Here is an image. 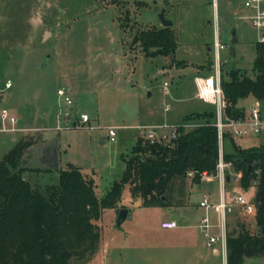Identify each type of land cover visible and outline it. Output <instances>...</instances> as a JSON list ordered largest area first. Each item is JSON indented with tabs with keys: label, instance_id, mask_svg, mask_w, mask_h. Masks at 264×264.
Listing matches in <instances>:
<instances>
[{
	"label": "rangeland",
	"instance_id": "obj_1",
	"mask_svg": "<svg viewBox=\"0 0 264 264\" xmlns=\"http://www.w3.org/2000/svg\"><path fill=\"white\" fill-rule=\"evenodd\" d=\"M147 1L150 4L141 6L135 3L137 0H127L132 18L124 30L119 14L125 6L119 0H0V127L3 107L15 112L19 126H39L45 137L58 141L60 165L66 167L70 160L80 165L82 172L95 181L100 199L122 177L124 156L132 154L139 125L154 124L149 123L153 119L158 123L191 125L202 119L186 120L187 113L196 109L216 111L214 102L197 95L194 78L199 72L198 64L205 63L201 66L208 72L213 70L208 68V59L214 58L215 50L209 45L217 32L229 45L221 51L224 68L238 66L253 74L254 43L260 31L240 17L241 11L247 10L244 0H171L176 14L173 28L177 49L155 54L134 40L138 28L160 22L155 11L158 0ZM234 29L238 40L233 42ZM230 44L235 45V54ZM8 80L10 86L6 85ZM59 87H65L77 101L74 111L79 114L86 110L90 121L67 126L63 117L58 124L56 113L69 108L65 99H59ZM256 102L264 118V99L250 94L240 101L248 116ZM168 104L170 109L165 107ZM150 110L155 117H150ZM74 111L72 118L76 116ZM77 123H81L80 119L74 121ZM110 126L117 130L115 140L108 137ZM225 127L226 131L231 129ZM42 133L34 128H1L0 154L6 153L21 136L42 141ZM236 142L245 147L261 144L264 124L259 133L250 131ZM225 143L227 151L234 148L230 139L226 138ZM237 171L230 164L227 172L233 176L228 186L243 191L241 181L236 179ZM23 175L46 191L52 183L59 182L60 170L27 168ZM217 189L218 180L200 182L188 177L184 191L176 193L190 194L194 202L208 190L213 199ZM243 192L253 200V189ZM122 195L116 204L103 207L97 220L102 230L99 249L87 264H224L221 255L197 259L191 244L166 249L162 242L169 230L160 224L164 215L174 214L168 209L170 206L145 205L140 196L131 194L128 185ZM118 206L132 211L120 226ZM235 208L229 214L231 230H239L243 223L247 225L244 216L235 215L239 211L238 206ZM254 218L255 213L248 217L252 224ZM192 234L193 239L197 234L199 241L202 239L196 229ZM246 264H264V256L249 257Z\"/></svg>",
	"mask_w": 264,
	"mask_h": 264
},
{
	"label": "trees",
	"instance_id": "obj_2",
	"mask_svg": "<svg viewBox=\"0 0 264 264\" xmlns=\"http://www.w3.org/2000/svg\"><path fill=\"white\" fill-rule=\"evenodd\" d=\"M119 1L125 6L120 20L127 30L132 18L129 2ZM137 3L143 5L147 1ZM134 40L152 54L175 52L178 43L176 31L170 25L138 28ZM255 44L253 74L238 66L226 70L221 65L226 119L246 115L240 103L244 97L254 94L264 99V40H256ZM214 63L208 59L209 70ZM196 117L202 120L195 125L180 124L172 145L140 136L132 154L124 156L126 167L122 177L101 199L96 194L95 181L73 162L61 170L59 182L52 183L46 191L34 186L23 175L27 168L26 152L34 141L22 136L0 154V264H87L99 249L102 230L97 220L103 207L116 204L127 185L131 194L140 196L145 205L181 203L183 198L176 192L184 191L188 171L194 170L192 179L198 181L201 171L214 173L219 160L217 111H196L185 118ZM226 138L233 144L232 150H226ZM223 143L224 158L232 160L235 169L242 171L241 186L255 187L257 229L242 224L227 238L228 264H246L249 257L264 256V142L245 147L236 142L231 130H224Z\"/></svg>",
	"mask_w": 264,
	"mask_h": 264
},
{
	"label": "built area",
	"instance_id": "obj_3",
	"mask_svg": "<svg viewBox=\"0 0 264 264\" xmlns=\"http://www.w3.org/2000/svg\"><path fill=\"white\" fill-rule=\"evenodd\" d=\"M244 6L247 10H243L240 17L246 18L249 20L253 26L260 31L258 40H264V0H244ZM214 68L208 74H196L195 79L198 85V94L201 95L204 99L214 102L216 104L217 111V127H219V143L220 151L218 156L217 169L214 173H210L207 170L200 172L202 179H211L218 177L220 180V189H219V199L211 200L209 193L199 201L200 205L206 210L202 213L199 219V229L210 246L220 245V250L223 254V257L227 261V252H228V234H229V214L235 209V206H239L243 211L246 212H255L256 205L254 201L250 200L243 191H239L237 188H232L229 190L228 184V170L230 164L233 163L232 160L228 161L224 158L223 155V133L225 126H230V130L235 139L243 138L245 135H248L250 131L259 133L264 124V118L262 116V109H260L259 102H256L252 106L250 115L240 116V117H228L226 119V110L227 105L226 97L223 92L222 87V78H221V51L223 48H226L228 45L227 42H224L220 39V36L217 35L214 39ZM168 81H166V86ZM7 86L11 85V81L6 82ZM58 93L62 95L63 99L67 102L69 108L59 111V116H62L67 119L66 125H71L70 118L73 116V111L75 107V99L70 94L66 88L61 87L58 89ZM77 119H80L81 123L76 125H81L91 120V115L87 111L82 110L79 114L77 111H74ZM1 117L3 121L10 120L12 123L17 121L15 115L10 114V111L7 107L1 109ZM181 124V123H180ZM180 124H169L168 122L163 123H154V124H142L138 126L140 130V136L144 139H150L151 141H160L166 142L169 145L174 143L175 138L179 135V126ZM186 125V124H185ZM171 127V128H169ZM2 128H11L17 129L15 125L6 126L5 124ZM117 130L113 127L108 128V137L111 140H115ZM259 169H257L258 171ZM195 174L194 170H189L188 175L193 177ZM231 175V174H229ZM236 179L241 181L242 171L238 170L236 172ZM233 176V175H231ZM242 190V189H241ZM212 211L216 213V216L213 217ZM162 228H177L179 227L178 219L176 218H166L161 222Z\"/></svg>",
	"mask_w": 264,
	"mask_h": 264
},
{
	"label": "crops",
	"instance_id": "obj_4",
	"mask_svg": "<svg viewBox=\"0 0 264 264\" xmlns=\"http://www.w3.org/2000/svg\"><path fill=\"white\" fill-rule=\"evenodd\" d=\"M138 1H141V0H137ZM147 1V0H146ZM137 2H135L137 4ZM147 4H150L149 1H147ZM143 6V5H141ZM156 7H158L160 9V7L162 6H165L166 7V15L171 18L173 20V23L170 25V26H174V21H175V18H176V14L173 13V8H174V3L171 1V0H158L156 1V4H155ZM238 9H240V7L237 6ZM122 11V10H121ZM156 11V10H155ZM172 15H171V14ZM242 13V11H241ZM121 14H119L120 16ZM156 15L158 16V18H161L159 17V15L157 14V11H156ZM241 15V14H240ZM121 17V16H120ZM162 19H160V22H154L156 26H160V25H164L163 22L161 21ZM121 22V20H120ZM49 31V30H48ZM219 35L218 32L216 33L215 37ZM215 39V38H214ZM214 39H213V42L210 43V47L209 49H213L214 46H213V43H214ZM255 44V43H254ZM256 46V44H255ZM231 49V48H230ZM256 56V55H255ZM255 58V57H254ZM121 60V59H120ZM205 63H201V64H198V70L199 72L195 73L196 74H208L210 72H208L206 70L205 67L201 66ZM195 79V78H194ZM197 83V82H196ZM61 88V87H59ZM58 88V89H59ZM64 88V87H63ZM197 95L198 94V85H197ZM59 94V93H58ZM3 96V94H1V97ZM59 99L61 100H64L62 98V95L59 94ZM200 97H202L201 95H199ZM0 97V98H1ZM203 98V97H202ZM204 99V98H203ZM205 101L207 102H210L206 99H204ZM212 103V102H211ZM67 106V102L65 103ZM243 106V105H242ZM166 109H170L171 105L168 104L167 106H165ZM8 108V107H7ZM75 108L77 109V101L75 102ZM9 109V108H8ZM84 110V109H83ZM205 110V109H203ZM10 111V110H9ZM86 111V110H84ZM196 111H202V109H196V110H193L191 112H196ZM190 112V113H191ZM150 114V117L153 118L155 117L154 114L151 110L148 112ZM10 114L12 115H15V112H11L10 111ZM189 113H187L188 115ZM56 115L58 116V124L59 122L62 120V116H59V111L56 113ZM75 115V114H74ZM186 115V116H187ZM185 116V117H186ZM15 117H17V115H15ZM2 118V117H1ZM72 118V117H71ZM70 118V119H71ZM186 119V118H185ZM3 120V118H2ZM18 117H17V121H18ZM71 124L72 125H76L74 124V121L77 120L76 116H74L72 119ZM17 121L15 123H12L10 120H6V122L3 121V125L5 124L6 126H12V125H15L16 127H18L17 129H39L40 132L42 133L41 129L39 128V126H33V127H30V126H19L17 124ZM197 122V121H196ZM195 123H191V125H195ZM200 121H198L197 123H199ZM149 123H158L157 120L153 119L151 121H149ZM181 123V122H180ZM181 124H186V125H190L188 124L187 122L185 123H181ZM2 125V126H3ZM2 126L0 127V129L2 128ZM2 129H10V130H17V129H11V128H2ZM22 137V136H21ZM20 137V138H21ZM140 137V134H137L136 135V140L135 142L138 140V138ZM41 138H43L42 141H38V140H35L34 141V144H32L27 152H26V158H25V164L27 166V168H32L33 170L36 168V169H45V170H51L53 167H56L58 170H60V173H61V170L62 169H65L68 167V163L69 162H73V161H67L66 163V167H62L61 164V148L59 147V143L57 140H54L53 138H47L44 136V133H42L41 135ZM103 139L105 140L106 139V136L103 137ZM134 142V143H135ZM133 143V145H134ZM132 145V146H133ZM74 164H76L75 162H73ZM80 166V165H79ZM81 167V166H80ZM26 168V169H27ZM25 169V170H26ZM87 176V175H86ZM229 178H228V184H230V181L229 179L232 177L230 175H228ZM88 177V176H87ZM188 177H190L188 175ZM190 178H193V177H190ZM214 180H218V189L216 190L215 195L213 196V199H211V196H212V192L210 190L206 191L205 194L209 193L210 195V199L215 201V200H218L219 199V189H220V180L218 177H214V178H211V179H202L200 177V182H213ZM227 184V186H228ZM235 186H231L229 188V190H231L232 188H234ZM243 191L247 192L248 190L250 189H253V191H255V187L252 185L250 187H248L247 189L246 188H243L242 186L240 187ZM186 192V191H185ZM183 193H181V195L177 194L180 198H183L182 202L181 203H176V204H173V205H169L170 207L168 209H171L174 211V214H166L163 216L162 220L166 219V218H176L178 219V222H179V227L177 228H163L165 230H169V235H167L166 239L162 242V244L164 245V247L167 249V248H170V247H180V245L183 247V244H191V249L193 251V255L200 260V258H209V257H216V256H219L221 255L223 257V254L220 250V245L216 244V246H210L207 242H205V238L203 236V234L201 233L200 229H199V226H198V223H199V219H200V216L202 215L203 212H205V208L202 207L199 203V201L203 198V197H200L201 199L198 200V201H194V202H191V196L190 194H185V195H182ZM204 194V196H205ZM255 198V196H254ZM254 198L252 201H254ZM255 203V202H254ZM167 205V204H166ZM166 205H156V206H166ZM237 206V205H236ZM239 208V206H238ZM236 208L233 210L235 211ZM232 211V212H233ZM251 213H255V212H246V211H243L241 208H239V211L237 212V216L240 217V215L244 216V218L246 219V222H247V225H249L248 227L251 228L252 230H256L257 229V224L255 223V218H254V222L252 224L251 220L248 219L249 215ZM231 214V213H230ZM212 215L213 217L216 216V213H214L212 211ZM161 220V222H162ZM230 222H228V225H229V233L232 232V230H235V229H232L231 230V225L229 224ZM245 225V223H243ZM242 226V224H240ZM246 225V226H247ZM160 227H161V224H160ZM247 227V228H248ZM162 228V227H161ZM193 229H196V231H198V233H200V235L202 236V239H200L199 241V236L197 234L196 238L193 239V234H192V230ZM178 239H176V238ZM224 258V257H223ZM224 264H228V259L226 261V259L224 258Z\"/></svg>",
	"mask_w": 264,
	"mask_h": 264
},
{
	"label": "water",
	"instance_id": "obj_5",
	"mask_svg": "<svg viewBox=\"0 0 264 264\" xmlns=\"http://www.w3.org/2000/svg\"><path fill=\"white\" fill-rule=\"evenodd\" d=\"M155 10L157 11V14L159 15V17H161L162 22L164 25H171L173 23V20L171 18H169L166 15V7L162 6L160 7V9L158 7H155ZM238 40V36L236 35V29H234V36L232 38V41H237ZM230 48L233 54L236 53V49H235V45L234 44H230ZM1 97V94H0ZM229 178V176H228ZM163 199L166 201V196H163ZM117 212L118 213V217H117V226H120L121 223L123 222V220L131 214V209L126 207V206H118L117 207Z\"/></svg>",
	"mask_w": 264,
	"mask_h": 264
}]
</instances>
